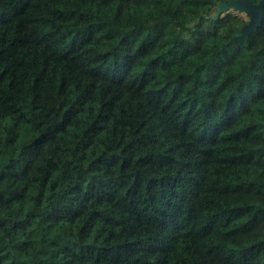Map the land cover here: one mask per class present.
<instances>
[{
  "label": "clouds",
  "instance_id": "obj_1",
  "mask_svg": "<svg viewBox=\"0 0 264 264\" xmlns=\"http://www.w3.org/2000/svg\"><path fill=\"white\" fill-rule=\"evenodd\" d=\"M33 6L39 9V18L51 27L52 34L73 31V26L65 29L57 23L58 18L77 15L57 11L72 7V0H33ZM78 8L81 23H94L84 31L74 30L73 49L78 41L82 53L115 57L116 66L124 69L118 80L113 77L114 82L123 85L115 89L120 101L118 111L115 119L109 120L99 105L73 110V98L64 101L69 108L63 124L59 104L50 108L46 105L47 110L37 114L25 103L22 109H13L14 116L0 120V143L7 137L10 144H16L18 130L24 132L12 158L0 150V168L8 173L21 159L44 158L46 150L53 147L66 154L79 153L74 160L68 155L71 167L55 177L59 182L71 174L78 180L26 208L0 214V256L4 264H63L56 260L58 253L54 254L53 248L84 247L112 230L108 225L96 224L87 234L81 232L87 215L76 218L80 209L69 202L72 183H83L87 191L84 199L95 195L112 201L98 211L115 216V232L128 249L166 253L183 235L188 239L177 253L181 264H210L209 256L223 264H264V168L245 166L235 170L232 190L240 195L221 202L219 216L184 219V197L169 191L177 182L191 179L181 173L198 167V143L214 141L225 124L235 122L228 137L236 163L248 165L256 157L264 162V151L248 147V139L257 130L264 133V0H199L194 15L178 11L184 10L183 0H147V4L137 0H79ZM28 39V35L22 36L13 43V49ZM196 52L201 53L196 65L200 74L197 95L208 98L203 109L207 115L189 130V136L180 127L179 110L175 115L167 108L166 115L159 111V101L167 90L164 85L172 87L175 75L148 74L146 70L149 66L155 69L159 64L169 67L186 61ZM133 64L136 71L125 82L127 69ZM142 73L144 81L155 76V82L137 87V77ZM218 79L227 81V91L216 83ZM48 88H53L50 77ZM55 99L59 101L60 97ZM73 117L76 119L69 133L73 139H68L62 129ZM144 124L152 125L147 133L138 131ZM184 128H188V121H184ZM53 139L57 145L51 144ZM181 154L184 159H180ZM144 188L153 201H163L169 195L175 198L174 206L171 199L167 201L173 207L171 214L154 206L155 213L164 218L152 215L147 195L137 193V189ZM9 223L16 225L15 231ZM164 259L162 256L161 264ZM137 264H143V258Z\"/></svg>",
  "mask_w": 264,
  "mask_h": 264
},
{
  "label": "trees",
  "instance_id": "obj_2",
  "mask_svg": "<svg viewBox=\"0 0 264 264\" xmlns=\"http://www.w3.org/2000/svg\"><path fill=\"white\" fill-rule=\"evenodd\" d=\"M137 2L147 4V0H137ZM183 2L184 10L178 11L181 14L186 12L189 15H194L193 9L199 6V0H183ZM78 3L79 0H72V7L57 9L66 16L77 12V15L72 16L71 19H57V23L64 26L65 29L69 25L73 26V31L52 34L51 27L43 24L39 18V9L33 6V0H0V120L6 121L8 117L14 116L13 109H22L25 103L30 105L31 112L37 114L45 112L46 105L50 108L59 104L62 105L59 115L63 124L69 108V104L64 101L71 102L73 98H75V103L71 105L73 110L77 106L86 108L88 105H99L103 113L109 115V120L115 119L120 104V101L116 99L115 89L121 88L123 85L114 82L113 77L115 76L118 80L119 76L124 73V69L116 66L115 57H110L107 54L98 56L82 53L78 41L73 49V41H76L74 30L84 31L86 26L91 27L94 23V21L83 23L79 21ZM261 28L264 29V25H261ZM33 29L35 30L34 34H32ZM25 35H28V41L22 44L17 43L13 49V43ZM163 39L164 37H161L162 41ZM81 56L84 59L78 60L77 57ZM200 56L201 53L196 52L186 61L172 64L169 67L159 64L155 69L149 66L146 70L148 74L172 73L175 75L172 87L164 85L167 90L164 91L163 97L159 101V111L162 115H166L164 109L167 108L169 113L175 115L179 110L178 118L182 117L180 118V127L189 136L191 135L189 130L199 125L207 115L203 109L208 98L202 94L197 95L200 74L196 65L200 62ZM110 60L111 63H109ZM135 71L136 65L133 64L127 69V74L124 76L125 82ZM144 75L145 73H142L137 77V87L140 83H145L147 86V84L155 82V76L146 82L143 79ZM49 77L53 85L51 90L48 88ZM216 83L227 91L225 87L227 81L218 79ZM74 88L75 91H73ZM37 89L39 90L37 91ZM61 89L63 94H61ZM158 91L163 90L158 89ZM56 97H60L59 101L55 99ZM40 118L43 119V115ZM256 118H259V114L256 115ZM75 119L76 117H73L72 121L65 124L62 129L68 139H73L69 133ZM184 121H188V128H184ZM89 122L95 123V120ZM234 123L225 124L223 129L216 134L214 141L205 144L198 143V167L191 172L181 173L190 176L191 179L179 181L174 189L169 190L170 192L175 190L184 197L181 212L184 219L189 216L194 218L202 215L205 218L219 216L221 213L218 205L240 195L232 190L235 186V170L245 166L264 168V162H261L258 157L253 158L248 165L236 163L237 158L232 151V142L228 137ZM151 127L150 124H144L138 131L147 133ZM9 135H11L10 132ZM17 135L19 139L16 144L23 141V130H18ZM16 144H10L8 138L4 137L3 142L0 143V150L4 155L12 158L16 151ZM51 144L57 145L58 142L53 139ZM261 145H264V133L257 130L248 139V147L257 152L264 151ZM68 155H72L74 160L79 153L66 154L61 152L59 147H53L50 151L46 150L44 158L27 156L21 159L10 173L6 172L5 168H0V214L26 208L30 203L43 200L48 193H55L71 181L78 180V176L74 177L71 174L68 179L59 182L55 179L58 172L71 167ZM180 159H184L182 154ZM141 192L147 195L150 212L157 219L164 217L155 213L154 206H159L162 211L171 214L172 206L176 203L175 198L169 195L163 201H153L146 188L137 189L138 195ZM86 195L87 191L83 183H72L69 202L80 209L76 218L79 219L87 215L81 232L87 234L91 230V226L96 224L108 225L112 230L84 247L53 248V253H58L55 257L57 261H63V264H137V261L143 258V264H161L163 256L165 257L163 264H181L177 253L183 248L187 237L180 235V238L174 242V246L166 253L159 250L138 252L135 249H128L115 232V226L118 223L115 216L98 211L102 205L112 204V201L107 198L100 200L95 195L84 199L83 197ZM250 195L255 197L256 193ZM77 196L80 197L79 200L76 199ZM169 199L172 200V206L167 203ZM22 214L21 212L20 215ZM20 215L16 216L17 222L20 221ZM139 222L137 221V223ZM146 222L152 223L153 221ZM48 223L55 222L49 221ZM0 226L3 225L0 224ZM8 227L13 231L16 230V225L13 223H9ZM196 242L200 243L199 240ZM118 251L119 255H117ZM208 260L210 264H223L222 260L213 256H209ZM0 264H4L3 256H0Z\"/></svg>",
  "mask_w": 264,
  "mask_h": 264
}]
</instances>
